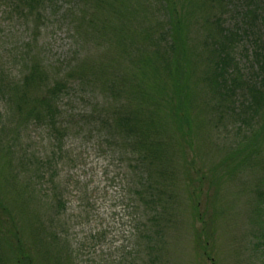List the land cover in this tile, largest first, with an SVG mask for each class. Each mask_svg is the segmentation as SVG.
Returning a JSON list of instances; mask_svg holds the SVG:
<instances>
[{
	"label": "rangeland",
	"instance_id": "obj_1",
	"mask_svg": "<svg viewBox=\"0 0 264 264\" xmlns=\"http://www.w3.org/2000/svg\"><path fill=\"white\" fill-rule=\"evenodd\" d=\"M89 2L48 0L42 20L31 32L33 19L19 4L0 0V130L6 131L5 148L11 157L10 167L6 165L11 180L6 186L0 183V203L9 210L14 207L8 227L11 234L0 237L12 243L11 247L19 241L26 261L31 260L28 264H264V223L261 226L258 221L253 174L239 173L236 183L221 187L217 201L200 194L196 174L202 169L200 173L211 175L212 166L244 134L241 121L221 112L225 108L219 109L215 102L208 137L187 139L194 149H182L180 158L166 167L164 178L177 183L161 193L145 186V169L128 137L109 126V112L104 111L108 101L99 80L91 76L84 94L75 91L78 85L70 82V91L57 102L62 138L47 123L31 122L18 128L17 118L10 115L9 85L19 82L23 73L20 56L26 51L24 43L36 39L35 51L49 64L51 75L66 74L76 60L96 57L110 47L105 40L97 42L86 26L88 21L80 29L76 27L79 21L74 14L84 6L90 9ZM141 5L146 6L143 1ZM154 6L157 13L149 15L150 20L154 18L153 26L163 19ZM234 6L237 4L227 9L224 28L228 30L237 23ZM258 27L264 33V25ZM248 45L241 39L234 52L242 72L250 77ZM205 92L203 99L210 102L211 95ZM239 94L240 104L243 97ZM202 143L214 147L210 151H216L214 155L199 158ZM203 188L207 190L208 184ZM151 193L159 194L158 203H153ZM219 212L211 256L206 259L195 242L202 227L200 215L206 218ZM11 254L15 256L14 251Z\"/></svg>",
	"mask_w": 264,
	"mask_h": 264
},
{
	"label": "trees",
	"instance_id": "obj_2",
	"mask_svg": "<svg viewBox=\"0 0 264 264\" xmlns=\"http://www.w3.org/2000/svg\"><path fill=\"white\" fill-rule=\"evenodd\" d=\"M142 1L146 6L141 5ZM142 1L90 0V9L84 6L79 14L76 12L74 15L79 21L76 27L80 29L85 20L88 21L85 24L91 29L90 33L96 35L97 42L105 40L110 47L96 57L90 55L89 59L76 60L66 74L64 71L61 75H51L49 64L35 51L36 39L24 43L26 51L20 56L23 73L19 82L9 85L10 115L17 118L18 128L31 122L47 123L61 136L62 129L58 125L61 109L57 102L70 91L69 83L77 84L75 91L84 94L89 76L96 82L99 80L100 90L108 101L104 111L109 112V126L119 135L128 137L138 163L145 169V186L161 193L163 188L169 190L176 186L177 182L165 179L164 174L182 149L194 147L186 143L187 139L208 137L210 110L215 102L219 109L225 108L221 112L235 115L241 121L244 134L241 141L212 166L211 175L200 173L202 169L196 172L200 194L218 199L222 186L236 183L242 171L252 173L256 180L253 194L257 201L258 221L263 226L264 33L261 34L258 26L264 25V0ZM12 2H17L33 19V28H29L32 32L42 20L44 4H48V0ZM234 3L237 4L234 6L237 23L228 30L224 28L225 17L227 9ZM154 5L158 6L163 19L154 22L156 25L153 26L151 20L154 18L150 20L149 15L155 16ZM28 26L29 23L25 25ZM241 39L246 44L249 42L245 53L246 58L251 59L250 77L244 75L235 58V47ZM205 90L211 95L210 102L203 99ZM239 93L243 97L240 104L237 101ZM116 104L120 105L119 110H116ZM232 120L236 121L235 118ZM238 131H241L240 127ZM5 137L6 131L0 130V183L3 186L11 180V173L6 168L8 163L10 167L11 157L6 152ZM201 145L199 158L216 152H210L214 151L210 144ZM183 177V182L190 186ZM204 183L209 189L203 188ZM150 196L155 204L160 200L159 194L151 193ZM211 206L212 209L215 207ZM12 210L14 207L9 210L0 203V235L11 234L8 227L14 219ZM221 214L216 216L214 213L206 218L200 215L202 227L196 232L195 242L202 248L203 258L211 256L215 222ZM16 244L11 247L12 243L7 244L5 238L0 237V264H28L31 261H26L28 256L22 253L19 241Z\"/></svg>",
	"mask_w": 264,
	"mask_h": 264
}]
</instances>
